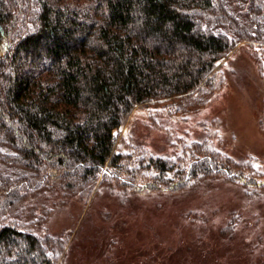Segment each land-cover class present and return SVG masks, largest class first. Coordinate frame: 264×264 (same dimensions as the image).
Listing matches in <instances>:
<instances>
[{
	"label": "trees",
	"instance_id": "trees-1",
	"mask_svg": "<svg viewBox=\"0 0 264 264\" xmlns=\"http://www.w3.org/2000/svg\"><path fill=\"white\" fill-rule=\"evenodd\" d=\"M245 43L264 46V0H0V264H59L67 240L40 234L30 202L87 201L115 184L132 112L204 107ZM181 151L149 159L155 176L125 190L177 194L219 178L264 194L251 161L208 139Z\"/></svg>",
	"mask_w": 264,
	"mask_h": 264
},
{
	"label": "rangeland",
	"instance_id": "rangeland-1",
	"mask_svg": "<svg viewBox=\"0 0 264 264\" xmlns=\"http://www.w3.org/2000/svg\"><path fill=\"white\" fill-rule=\"evenodd\" d=\"M175 106L132 112L117 133L115 184L87 201L48 193L30 202L40 234L67 240L59 264H264V194L248 198L219 178L177 194L125 190L129 179L155 176L152 157L176 159L206 139L264 171V46L245 43L229 55L204 107L182 114Z\"/></svg>",
	"mask_w": 264,
	"mask_h": 264
}]
</instances>
